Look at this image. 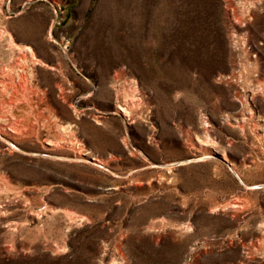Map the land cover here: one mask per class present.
<instances>
[{
	"label": "rangeland",
	"instance_id": "rangeland-1",
	"mask_svg": "<svg viewBox=\"0 0 264 264\" xmlns=\"http://www.w3.org/2000/svg\"><path fill=\"white\" fill-rule=\"evenodd\" d=\"M0 264H264V0H0Z\"/></svg>",
	"mask_w": 264,
	"mask_h": 264
}]
</instances>
